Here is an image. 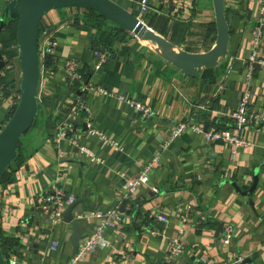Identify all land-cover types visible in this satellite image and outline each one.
I'll return each instance as SVG.
<instances>
[{
  "label": "crops",
  "instance_id": "crops-1",
  "mask_svg": "<svg viewBox=\"0 0 264 264\" xmlns=\"http://www.w3.org/2000/svg\"><path fill=\"white\" fill-rule=\"evenodd\" d=\"M111 1L135 16L140 14L139 0ZM224 1L228 56L214 69L202 70L193 78L182 75L108 21H87L94 18L80 9L53 10L43 17L39 40L53 36L57 48L41 70L37 120L0 182V238L5 241L8 264H65L71 257V225L60 218L50 223L42 208L43 198L56 187L75 201L84 200V214L73 212L74 218L83 222V217L119 208L122 202L131 213L136 209L134 200L140 204L134 218L123 214L117 228L105 231L110 247L90 253L81 264H165L168 239L180 229L184 251L172 264H224L236 260L237 255L264 264V224L254 222L248 206L251 199L264 217V172H260L250 198L225 184L249 187L255 168L264 161V68H257L249 86V112L260 121L237 130L229 118L238 109L245 89L247 58L253 49V29L261 19V0ZM8 6L7 0H0L1 55V42L12 36L3 27L15 21ZM147 6L142 20L173 48L205 54L214 47L217 31L212 0H147ZM262 31L264 37V18ZM96 53L108 55L98 72L93 70ZM258 53L264 60V40ZM67 60L80 63L90 87L140 100L151 106L153 116L144 121L125 102L94 89L81 93L64 74ZM9 66L5 67L9 70ZM0 72L1 77L5 75ZM80 101L90 111L93 128L118 143L122 151L102 148L100 140L83 132L79 124H68L67 138H56L59 125L68 116H85L74 108ZM16 104L13 92L0 87V130ZM183 122L207 130L239 131L251 146L232 157L228 146L207 144L200 135L186 132L163 150L175 127ZM75 139L104 163H91L73 144ZM157 154L161 160L150 174L149 185L127 196L122 176L138 177ZM152 187L158 193H153ZM159 216L168 222L160 223ZM85 223L82 241L92 236L98 222L90 219ZM219 224L223 231L226 227L232 230L228 246L221 243L223 231L216 237ZM150 230L161 235L153 236ZM55 242L59 247L54 251Z\"/></svg>",
  "mask_w": 264,
  "mask_h": 264
},
{
  "label": "water",
  "instance_id": "water-1",
  "mask_svg": "<svg viewBox=\"0 0 264 264\" xmlns=\"http://www.w3.org/2000/svg\"><path fill=\"white\" fill-rule=\"evenodd\" d=\"M217 37L214 47L205 54H190L173 48L165 39L150 29L137 16L124 10L111 0H13L9 3L8 9L12 11L13 18L17 19L15 41L20 50L19 67L21 79L19 83V99L15 109L7 123L0 130V180L9 170L18 157L21 138L26 135L37 120L39 114V103L37 95L41 81V61L38 53L40 23L43 17L50 11L61 9H80L94 12L108 21L113 27L134 35L142 42H149L155 45L153 51L159 55L167 64L178 70L182 75L195 77L202 70H210L217 67L220 60L228 56L229 29L225 18V1L212 0ZM3 58L0 54V71L3 68ZM70 125H81L82 131L87 132L85 118L77 116L66 118ZM264 172V161L254 170L252 184L249 187L238 186L233 182H225L233 187L240 196L252 197L255 193L260 172ZM130 201V200H129ZM84 200H77L73 204L58 211L59 218L71 225L72 233L68 237L73 256L82 241V232L86 229V221L76 220L77 216L83 215L81 204ZM125 202L119 207V212L134 218L140 204L134 200L136 209L132 213L124 208ZM248 206L254 222L264 224V217H260L250 199ZM50 223L52 218L46 215ZM86 226V227H84ZM223 231V224H219L216 230V237ZM238 264H255L251 258H242ZM0 264H8L1 250L0 243Z\"/></svg>",
  "mask_w": 264,
  "mask_h": 264
},
{
  "label": "built area",
  "instance_id": "built-area-1",
  "mask_svg": "<svg viewBox=\"0 0 264 264\" xmlns=\"http://www.w3.org/2000/svg\"><path fill=\"white\" fill-rule=\"evenodd\" d=\"M13 0H7L8 3H11ZM139 7H140V14L137 16L139 19L142 20L144 14L148 11L147 0H139ZM260 16L261 19L259 20L257 26L253 29V49L251 54L247 58L246 64V71H245V78H244V92L239 103L238 109L232 112L229 115L233 126L237 130H241L247 124L251 122L257 123L260 120L257 116L251 114L249 112V102H250V92L249 86L251 81L254 78L255 72L257 68H264V60L260 58L258 50L260 45L262 44L264 37H263V18H264V0H261L260 6ZM143 21V20H142ZM57 48V41L54 39L53 36H47L43 40H39L38 43V53L41 61V66L43 68L45 64V60L47 58L53 57L55 55V51ZM108 60V55L105 53H96L94 55V62H93V70L94 72H98L101 66L106 63ZM64 74L68 81L73 84L81 93L88 92L89 90L94 89L99 94L103 96H111L116 98L118 101H123L127 104L129 109L137 114L140 115V118L144 121L150 119L153 116V109L150 105L142 103L140 100L137 99H125L121 96H114L113 94L107 92L106 90L94 86L90 87V85L85 81L82 73H81V66L80 63L76 60H67L64 63L63 67ZM77 108L85 118L87 124V132L92 135L96 136L100 142L101 147L110 146L117 151H122L120 145L114 141H111L104 133L96 130L92 126V121L90 119V111L85 104V102L80 101L77 102L74 108ZM72 109V111L74 110ZM69 118V116L67 117ZM69 123L67 120H64L59 125V130L56 134L57 139H65L67 138V133L70 132L68 129ZM186 132H191L196 135H200L204 142L207 144H215L221 143L229 148H231V155L232 157L237 154L239 150L247 149L251 146L250 142H248L240 133L239 131H233L231 129H215L211 128L210 130L205 129L203 126L194 124V123H180L178 124L170 139L163 145L162 149H167L170 144L176 139L185 134ZM76 139L73 144L77 147L78 151L86 156L91 163L96 165H102L104 163L103 159L93 152H90L86 147L79 146L76 143ZM161 160L160 154L155 155V157L147 163L142 171L140 172L139 176L132 179H127L124 176L123 182L125 185L127 196L134 195L137 190L143 186H148L150 181V174L159 166ZM153 193H158V190L152 187ZM75 202V197L71 195H67L61 188L56 187L52 194H48L43 198L42 201V208L44 212L49 215L53 222L55 218H59L58 211L62 208H65ZM84 220L88 221L90 219H96L97 225L95 227V231L90 238L85 240L78 248L77 252L71 256L65 264H81L85 258L92 252L105 249L110 247L109 241L104 237V233L107 229H114L117 228L123 222V214L119 212L118 207H114L104 213L96 212L90 214L89 216L83 217ZM158 221L162 224H166L168 222L166 217L159 216ZM185 218L183 219V222ZM151 235H161V233L156 230L149 231ZM183 229H180L175 236H172L168 239V247H169V254L166 259L165 264H172V259L178 258L184 251V241H183ZM221 243L225 246H228L232 239V230L229 227H226L221 236ZM59 247V243L55 242L52 244V250H57ZM206 259H203L202 262H205ZM240 259L228 261L224 264H238ZM13 264V263H12Z\"/></svg>",
  "mask_w": 264,
  "mask_h": 264
},
{
  "label": "rangeland",
  "instance_id": "rangeland-1",
  "mask_svg": "<svg viewBox=\"0 0 264 264\" xmlns=\"http://www.w3.org/2000/svg\"><path fill=\"white\" fill-rule=\"evenodd\" d=\"M15 20H17V19H15ZM144 23L146 24V21ZM131 39L134 42H138L139 44H142L145 48H148L150 51H153V49L155 48L154 44L149 43V42H142L139 39H137L134 35H131ZM8 50L10 52V54L8 53L9 56H12L11 60H9V62H8V64L10 65L9 66L10 69L8 70V67L7 68L5 67L7 61H5V57H4V60H3L4 65H3V68L1 71H3V73L5 75L2 77L0 76V87H3V89L6 92L7 91L8 92L11 91V93L13 92V94H14L15 98L17 99V102H18V99H19V88H18V86H19L20 79H21V72H20V67H19L20 50L16 47L15 36L13 34L11 36L10 43L8 44ZM8 59H9V57H8ZM7 71H10V72L7 73ZM0 75H1V72H0ZM26 137H27V135H24L21 139V142H24Z\"/></svg>",
  "mask_w": 264,
  "mask_h": 264
},
{
  "label": "trees",
  "instance_id": "trees-1",
  "mask_svg": "<svg viewBox=\"0 0 264 264\" xmlns=\"http://www.w3.org/2000/svg\"><path fill=\"white\" fill-rule=\"evenodd\" d=\"M85 14L89 15L90 18H94V19H88L87 21H91L92 23H96L97 20H102V21H106L104 18H102L101 16H99L98 14L94 13V12H91V11H88V10H82ZM10 26H11V29H9L10 26H8V24H5L4 25V32L7 34L8 31L11 32V34H13L15 36L16 34V26H17V20L13 21L12 23H9ZM3 32V33H4ZM10 34V35H11ZM7 36V35H6ZM10 43V37H5L3 39V41L1 42V51H2V54L5 56V60L7 61L6 62V65H9L8 62L9 60H11L12 56H9L10 52L8 50V44ZM15 44H16V41H15ZM17 47V46H16ZM9 53V54H8ZM9 57V59H8ZM50 58H53V57H50ZM50 58H47L45 60V63L50 59ZM21 150V140H20V145H19V151L18 153L20 152ZM6 174V173H5ZM4 174V175H5ZM4 179V176L2 177V179L0 180V182H2ZM4 240L2 238H0V243H1V250H2V253L4 255L5 258H7V250L4 249Z\"/></svg>",
  "mask_w": 264,
  "mask_h": 264
}]
</instances>
